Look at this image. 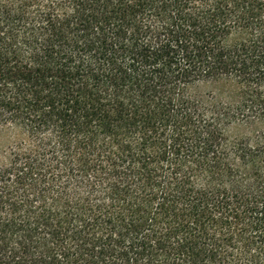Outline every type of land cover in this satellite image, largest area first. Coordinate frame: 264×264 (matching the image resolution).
I'll return each instance as SVG.
<instances>
[{
	"label": "trees",
	"instance_id": "16d2710c",
	"mask_svg": "<svg viewBox=\"0 0 264 264\" xmlns=\"http://www.w3.org/2000/svg\"><path fill=\"white\" fill-rule=\"evenodd\" d=\"M0 264H264V0H0Z\"/></svg>",
	"mask_w": 264,
	"mask_h": 264
}]
</instances>
